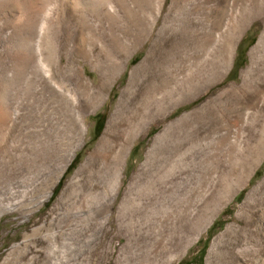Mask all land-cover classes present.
<instances>
[{"label":"rangeland","instance_id":"374dc122","mask_svg":"<svg viewBox=\"0 0 264 264\" xmlns=\"http://www.w3.org/2000/svg\"><path fill=\"white\" fill-rule=\"evenodd\" d=\"M81 1L0 0V264H29L30 258L40 264L71 248L82 264H206L212 240L222 232L212 264H264V44L249 59L264 31V0H228L219 35L225 39L218 41L214 32L210 42L203 37L209 26L205 0L186 1L187 8L202 10L177 11L172 22L169 0L159 15L146 10L143 28L154 16L155 30L119 57L122 68L92 107L83 105L89 96L78 75L91 92L98 80L92 61L109 34L121 32L93 18L92 31H80L69 18L73 9L103 2L117 9L114 0ZM126 1L135 11L134 0ZM163 26L164 40L153 44L150 37ZM130 29L132 36L136 26ZM147 52V68L120 104L131 68ZM246 67L251 71L243 79ZM57 91L67 94L84 127L69 160L67 108ZM117 107L126 118L117 138L130 128L135 133L120 177L110 178L104 156L91 171L76 172ZM145 108L151 115L137 123L127 116ZM183 151L185 158L177 159ZM129 189H163L161 201L144 198L132 212Z\"/></svg>","mask_w":264,"mask_h":264},{"label":"bare ground","instance_id":"6f19581e","mask_svg":"<svg viewBox=\"0 0 264 264\" xmlns=\"http://www.w3.org/2000/svg\"><path fill=\"white\" fill-rule=\"evenodd\" d=\"M169 10H168V14L167 16L169 17V21H174V18H176L177 13L181 12L182 13H187L188 11L195 12L197 11H201L202 8L201 6H197L194 5L193 8L190 7L189 8L186 7L185 4L186 1L188 0H169ZM228 0H205L203 1L204 4L203 7L206 8V3H208V6L210 5V7L207 9H209V14L207 15V21H209V26L207 28V35L206 38L205 36L204 39L207 41H212V34L215 32V35L217 37V39L219 38L220 40L223 39L224 36H222L220 38V30L222 27V14L224 7L226 6ZM231 2L235 3L237 0H230ZM81 0H75L74 4L77 5V3H81ZM164 0H134V6L136 7V10L133 12L132 9L130 8V6L128 7L127 1L126 0H114V4L117 7V9L110 3H106L103 2L98 6H92V8H81L79 10H75L73 9L72 11L69 12V18L70 20H73V22H75L77 24L76 27L79 28L80 31L85 30L86 32H91L92 31V27L94 26V23L92 21L91 18L97 20L99 23H101V27L103 21L107 22L109 25V30L114 31V28H117L121 34L118 35L114 32H111V34H109V36L107 37L108 43L107 45L104 44L103 49H101V55L100 57H97L94 59V61H92V68L95 69L98 73V80L93 84V89L91 92H89V87L88 84L85 82V80L82 79V75L81 74H77L78 75V81L79 82V86L82 87V92L89 96V99H87L85 101V103L83 104L84 106H95V104L101 99L102 96V92L105 90V88L107 87V85L109 84V82L111 81V79H113L112 77L118 72L120 71V69L122 68V63L119 60V57L121 56H126L129 51L130 48L132 46H135L136 44H138L140 41H143L145 39L148 38V34L153 32L155 30V26H156V22H157V18H155L154 16L152 17V19H149L150 22L148 23L149 25L146 26L145 28V22L144 19L142 18V14L146 11L149 10V12L151 14H158L160 13V10L162 8V4H163ZM200 2V1H199ZM211 4H210V3ZM213 2V4H212ZM36 3V2H35ZM196 3V2H194ZM73 4V3H72ZM238 4V3H237ZM42 5V4H41ZM150 7H149V6ZM192 5V4H191ZM231 5V4H230ZM229 6V5H228ZM226 6V7H228ZM239 6V5H238ZM237 6V7H238ZM60 7V6H59ZM62 7V6H61ZM234 8L235 5H234ZM36 9V8H35ZM60 9V8H59ZM199 9V10H198ZM188 10V11H187ZM226 10V9H225ZM238 10V9H237ZM59 11V10H58ZM178 11V12H177ZM206 11V10H205ZM240 11V10H239ZM61 12V11H60ZM234 12V11H233ZM64 13V12H63ZM68 13V12H67ZM172 13V14H171ZM199 13V12H198ZM198 13H194V14H198ZM207 13V12H206ZM59 15V14H58ZM144 15V14H143ZM170 15V16H169ZM190 15V14H189ZM233 15V13L231 14V16ZM166 16V17H167ZM188 16V15H187ZM196 16V15H195ZM206 16V15H205ZM236 16V14L234 15ZM68 17V15H67ZM166 17H164L166 19ZM198 17V16H197ZM238 17V16H236ZM230 18V17H229ZM234 18V17H232ZM26 19V18H25ZM29 19V18H28ZM60 19V18H59ZM58 19V21H59ZM163 19V20H165ZM178 19V18H177ZM183 19V18H182ZM227 19V18H226ZM64 20V19H63ZM187 20V19H186ZM42 21V20H41ZM66 22L68 20H65ZM171 21V22H172ZM191 21V19H190ZM189 21V22H190ZM203 21L204 18H203ZM225 21V20H224ZM64 22V21H62ZM72 22V21H70ZM69 22V23H70ZM165 22V21H163ZM183 22V21H182ZM188 23V20L186 21ZM185 22V23H186ZM193 22V21H192ZM236 22V20L234 21ZM61 23V22H60ZM123 23V24H122ZM184 23V24H185ZM202 23V21H201ZM229 23V22H228ZM42 24V23H41ZM71 24V23H70ZM174 24V23H173ZM183 24V23H182ZM191 24V23H190ZM200 25V23H198ZM230 24V23H229ZM136 26V29H134L133 35L131 36L129 34V29L130 26ZM170 25V24H168ZM176 25V24H174ZM207 24H205L206 26ZM227 25V23H226ZM162 26V25H161ZM166 27H168L167 25H164ZM162 27L160 30V32L157 31V36H155L154 38L150 37V40H152L153 44H160L164 38L161 36L163 34L160 35L162 29L164 28L163 32H165V28L166 27ZM171 26V25H170ZM179 26V25H178ZM191 28V25H189ZM234 26V25H233ZM46 27V26H45ZM140 27H142V29H145V32L143 30V32L141 31ZM176 27V26H175ZM185 27V26H184ZM187 27V25H186ZM195 27V26H194ZM203 27V26H202ZM228 27V25H227ZM170 28V27H169ZM178 28V27H177ZM186 29V28H185ZM195 29V28H194ZM202 29V28H201ZM131 30V29H130ZM167 30V28H166ZM171 30V29H170ZM174 30V29H173ZM178 30V29H176ZM180 31L185 32L188 30H181V28H179ZM206 31V29H204ZM226 30V29H225ZM223 28V31H225ZM169 31V30H168ZM172 31V30H171ZM179 31V33H180ZM203 31V30H202ZM41 32V31H40ZM78 32V31H77ZM85 32V33H86ZM110 32V31H109ZM162 32V33H163ZM174 32V31H173ZM209 32V33H208ZM222 32V31H221ZM147 33V35H146ZM167 33V32H166ZM172 33V32H171ZM169 33V34H171ZM227 33V32H226ZM87 34V33H86ZM85 34L82 35L85 37H87ZM90 34V33H89ZM183 34V33H182ZM189 34V33H188ZM193 34H194V30H193ZM206 34V33H204ZM223 34V32H222ZM225 34V33H224ZM37 35H41L37 34ZM36 35V36H37ZM185 35V34H184ZM201 35V34H199ZM203 35V34H202ZM39 36V37H40ZM182 36V35H181ZM190 36V35H188ZM192 36V35H191ZM195 36V35H194ZM34 37V36H33ZM45 37V36H43ZM69 37V36H68ZM67 37V38H68ZM75 37V36H74ZM177 37V36H176ZM179 37V36H178ZM70 38V37H69ZM180 38V37H179ZM185 38V37H184ZM196 38V37H195ZM41 39V38H40ZM39 39V40H40ZM82 39V38H81ZM80 39V41H81ZM101 39V38H100ZM182 39V38H180ZM218 39V41H219ZM225 39V37H224ZM38 41V39H36ZM84 40H87L86 38ZM166 40V39H165ZM201 40V39H200ZM198 39V41H200ZM98 41V40H97ZM169 41V40H168ZM194 41V40H193ZM216 41V40H215ZM217 41V42H218ZM223 41V40H222ZM196 43V42H195ZM219 43V42H218ZM40 44V42H39ZM200 44V43H199ZM213 44V42H212ZM264 44V31L263 33L260 34L256 44L254 45V47H252L249 51V59L252 61L255 55V51L257 52V49ZM37 45V43H36ZM44 45V44H43ZM102 45V44H101ZM198 45V44H197ZM201 45V44H200ZM214 45V44H213ZM76 47V46H75ZM39 48V47H38ZM37 48V49H38ZM100 48V47H99ZM212 48V47H211ZM36 49V50H37ZM86 51V50H85ZM80 52V51H79ZM88 52V51H87ZM82 53V52H81ZM91 53V52H90ZM97 53V52H96ZM95 53V54H96ZM150 52H147L146 55L140 59L130 70L129 72V77L127 80L126 85L123 87V89L120 91V95H119V103L121 104V101L125 95V93L127 91H129L130 86L134 83L135 79L138 78L140 75L143 74V72L145 71L146 65H147V61L149 59V57L151 56L149 54ZM42 54V53H41ZM57 54V53H56ZM92 54V53H91ZM100 54V52H99ZM96 56V55H95ZM83 57H86L89 60V55L85 54ZM81 57V58H83ZM261 57V56H260ZM60 58V56H59ZM44 59H48V54L45 55ZM54 60V59H53ZM60 60V59H59ZM87 60V61H88ZM85 61V60H83ZM39 62V61H38ZM41 62V61H40ZM52 64L53 61H51ZM43 63V62H42ZM71 64V62H70ZM74 65V64H73ZM54 66V65H53ZM76 66V65H75ZM50 67V66H49ZM62 67V66H61ZM77 67V66H76ZM74 67V68H76ZM48 68V67H47ZM39 69V68H38ZM51 69V68H50ZM49 69V70H50ZM64 69V68H63ZM68 69V68H67ZM78 69V68H77ZM59 70V69H58ZM62 70V69H61ZM65 70V69H64ZM69 70V69H68ZM36 71V70H35ZM74 71V70H73ZM251 68L250 67H246L245 69H243L241 71V77L243 79H245L248 74L250 73ZM55 72V71H54ZM66 72V71H65ZM56 73V72H55ZM59 73V72H58ZM62 73V72H60ZM74 73V72H73ZM46 74L44 73V77L46 78ZM64 74V73H63ZM53 74H51L52 77ZM60 75V74H59ZM74 75V74H73ZM71 75V76H73ZM62 76V74H61ZM60 76V77H61ZM64 76V75H63ZM54 77V76H53ZM57 78V77H56ZM58 79V78H57ZM75 79V78H74ZM61 81V79H60ZM137 81V80H136ZM35 85V84H34ZM77 85V87H78ZM54 87V86H53ZM61 87V86H60ZM261 87V86H260ZM58 88V86H57ZM264 88V87H263ZM262 88V89H263ZM61 90V89H60ZM64 90V89H63ZM45 91V90H44ZM78 93V92H77ZM76 93V94H77ZM72 94V93H71ZM70 94V95H71ZM160 94V93H159ZM163 94V93H162ZM57 95L60 97L61 102L64 104V106L67 108L65 109L66 113L64 114V122H65V127L68 129L69 132V137H68V141L73 144V146L69 149H67V151L64 154V157L66 158V160H69L72 155H73V151L75 148H78L83 141V136H84V127L80 121L79 115L77 113H75L74 111V107L73 104L69 105L68 102L66 101V95L65 93H62L61 91H57ZM81 96V93H80ZM163 96V95H162ZM72 97V96H70ZM161 97V95L159 96ZM76 98V97H74ZM165 98V97H164ZM68 99V98H67ZM161 99V98H160ZM147 103V102H145ZM158 103V102H156ZM81 104V103H80ZM69 105V106H68ZM119 105V104H118ZM80 106V105H78ZM77 107V106H76ZM82 107V106H81ZM90 108V107H89ZM138 108V107H137ZM82 109V108H81ZM87 109V108H86ZM85 109V110H86ZM78 110V107H77ZM79 111V110H78ZM123 111V110H122ZM122 111L120 108H116L115 110H111L109 112V115L107 117L106 120V124L104 127V130L100 136V140L98 141V143L94 146V148L92 149L91 153L84 159V161L78 166L76 172H82V171H91L92 166L95 165L96 160L98 159V157L104 156V160H103V167L106 169V171L109 173L110 178L113 179V181H117V179L120 177L121 175V171L124 168V159L126 157V154L128 152L129 146L133 141V138L135 136V133L132 131L133 129H127V131L123 134V137L121 138H117V131L119 125L123 122L124 119V115L122 114ZM150 109H143V110H138V109H131L129 110V113L127 116H129L133 122H138L140 121V117L142 115L145 116H150ZM128 112V111H127ZM63 113V112H62ZM125 114V113H124ZM139 116V117H138ZM129 118V120H130ZM128 120V119H127ZM132 123V122H131ZM62 124V123H61ZM127 124V123H126ZM47 131V130H46ZM45 131V133H46ZM165 131V130H164ZM51 132V131H50ZM60 132V131H59ZM43 133V132H42ZM56 133V132H55ZM62 133V132H61ZM121 133V132H120ZM47 134V133H46ZM54 134V133H53ZM45 135V134H44ZM49 135V134H47ZM46 135V136H47ZM51 135V134H50ZM55 135V134H54ZM63 135V134H62ZM65 135V134H64ZM120 135V134H119ZM160 134H158L157 136H159ZM66 136V135H65ZM49 137V136H48ZM47 137V139H48ZM60 137V136H58ZM62 137V136H61ZM160 137V136H159ZM63 138V137H62ZM61 138V139H62ZM50 139V138H49ZM55 139V137H54ZM44 140V139H43ZM46 140V139H45ZM67 140V138H66ZM59 141V140H58ZM51 142V141H50ZM62 142V141H61ZM65 142V141H64ZM48 143V142H47ZM60 143V142H59ZM46 144V143H45ZM68 144V143H67ZM46 146V145H45ZM46 148V147H45ZM185 152H180L178 154V158L177 159H183L185 158ZM148 156V155H147ZM147 160V159H146ZM185 161V160H184ZM191 162V161H190ZM179 165V164H178ZM159 171V170H158ZM136 176V174H133L131 176V178L133 179ZM262 182V181H261ZM30 184V183H29ZM117 183L112 182V187L111 189H115L116 188ZM257 187V186H255ZM254 187V188H255ZM66 189H72V186L70 185V187L66 188ZM140 189H129L128 193H130V207L132 210V212L136 211L139 208H142V206H140L141 201L144 198H148V200H151L150 202L153 203L154 205H158L160 203V191L163 192V189H145L146 191L140 192V193H136L137 191L139 192ZM144 190V189H143ZM13 191V190H12ZM151 192L152 194L148 196V194L146 192ZM155 191V192H153ZM253 191V190H251ZM255 191V189H254ZM16 192V191H15ZM167 193V192H166ZM169 194V195H168ZM172 194V190H169V193L165 194L170 196ZM249 194V193H248ZM164 195V196H165ZM129 197V196H128ZM126 197V198H128ZM248 198V197H246ZM141 200V201H140ZM123 202V201H122ZM128 202V199H127ZM244 203V202H243ZM127 205V204H124ZM243 205V204H242ZM152 207H154L152 205ZM128 208V207H127ZM142 210V209H141ZM126 211V210H125ZM124 211V212H125ZM128 211V210H127ZM133 215H135L133 213ZM132 215V216H133ZM138 215V214H137ZM141 217V216H140ZM229 227L227 226L226 230ZM225 230V231H226ZM224 234V232H222L221 234L217 235L213 240L212 243L208 249V253H207V257H206V264H212V257L216 251V248L220 242V239L222 237V235Z\"/></svg>","mask_w":264,"mask_h":264},{"label":"built area","instance_id":"2783aa9c","mask_svg":"<svg viewBox=\"0 0 264 264\" xmlns=\"http://www.w3.org/2000/svg\"><path fill=\"white\" fill-rule=\"evenodd\" d=\"M77 253L78 252H76L75 249L71 248L69 251L50 256L40 264H82L83 261L80 257H78ZM28 263H33L31 258Z\"/></svg>","mask_w":264,"mask_h":264},{"label":"trees","instance_id":"16d2710c","mask_svg":"<svg viewBox=\"0 0 264 264\" xmlns=\"http://www.w3.org/2000/svg\"><path fill=\"white\" fill-rule=\"evenodd\" d=\"M100 125H101V123H100ZM57 190H58V189H54L53 194H55V193L57 192Z\"/></svg>","mask_w":264,"mask_h":264}]
</instances>
